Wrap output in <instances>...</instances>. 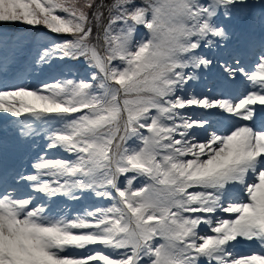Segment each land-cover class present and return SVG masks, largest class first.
I'll return each instance as SVG.
<instances>
[{
  "label": "snow or ice",
  "instance_id": "obj_1",
  "mask_svg": "<svg viewBox=\"0 0 264 264\" xmlns=\"http://www.w3.org/2000/svg\"><path fill=\"white\" fill-rule=\"evenodd\" d=\"M55 64L0 87L16 134L45 141L31 171L0 167V264H264V0H0V71ZM213 67L245 93L195 92ZM86 193L107 206L57 207Z\"/></svg>",
  "mask_w": 264,
  "mask_h": 264
},
{
  "label": "rangeland",
  "instance_id": "obj_2",
  "mask_svg": "<svg viewBox=\"0 0 264 264\" xmlns=\"http://www.w3.org/2000/svg\"><path fill=\"white\" fill-rule=\"evenodd\" d=\"M232 27H236V28H241L242 32L240 31V35H243L244 32L247 31V23L246 21H242V20H236L232 22ZM4 28L7 30L8 27L4 26ZM10 30L19 32L22 35H25L24 32H26L25 29L20 30V28L18 27H9ZM32 29V28H31ZM33 33L28 34L27 36H31L34 34H39L41 38H47L49 36H53V34H49L46 35V30H42V29H32ZM139 31L142 33L144 31L143 28H140ZM11 32V31H9ZM56 39H70V36H59V37H54ZM238 39V38H236ZM233 40V39H232ZM226 55V54H225ZM72 67V69L78 73V78H87L90 69L88 68L87 65L82 64V63H71L70 65ZM63 65L60 64H55L53 65L51 68H37L35 70L29 69V73H24L21 74L18 70L17 71H9L7 72V74L5 75L3 71H0V87L3 86V84H7V85H14L16 83H19L21 81V79H23L25 82L33 84V85H37L39 84L40 81L42 80H48L50 81L51 78L55 75H57V73L63 68ZM209 71H215L214 69H211ZM219 74H221L219 72ZM206 75L203 74V78L205 79ZM2 113V112H1ZM3 115V113L1 114ZM23 119V118H22ZM21 119V120H22ZM16 124H12L10 125V128H8L7 131H5L7 138H9L10 141V147H13L14 150L20 154V152H22V146H26V150L23 153V155H27L28 158H25V160L22 162L24 165V167L27 168L28 171H31V167L30 164L33 161V158L36 156L38 148L36 147L37 145L39 147H44L45 145V141L42 138L37 137L35 141L33 140H24L22 139L23 142L16 144V138H20L17 134H16ZM4 136V135H3ZM25 141V142H24ZM8 147H6L7 149ZM63 151H56L53 150L49 153V155L54 156V157H68V154L64 153ZM94 196H92L91 193H86L80 200H71L70 198H61L60 200L57 201V203L59 202H63L65 204V208H68V211H70V214L76 213L78 210H82L84 208H88V207H105L107 206V201L102 202H98L97 198L94 200L93 198ZM92 200V203L90 204L88 201ZM59 209H62L59 207ZM72 252L74 254H82L83 250H78V249H73Z\"/></svg>",
  "mask_w": 264,
  "mask_h": 264
},
{
  "label": "bare ground",
  "instance_id": "obj_3",
  "mask_svg": "<svg viewBox=\"0 0 264 264\" xmlns=\"http://www.w3.org/2000/svg\"><path fill=\"white\" fill-rule=\"evenodd\" d=\"M233 31L234 32H238V30L237 29H235V28H233ZM230 47L231 48H235L233 45H231L230 44ZM217 54V53H216ZM220 54H223V55H225V52H221ZM218 55V54H217ZM216 69H219V68H217V67H215ZM209 75V77H208V79H207V81L205 82V83H208V82H210V83H215V85H216V87H214V88H212L211 89V91L210 92H205V94H208V95H216V94H218V95H220V93H221V90L218 88L219 86V82L218 81H220V79H219V76H217L215 73H210V74H208ZM204 84V83H203ZM203 84H201L202 85V89H203ZM246 88V82H243V81H236V82H233L232 83V88L231 89H238L237 90V92H235L234 94L235 95H239V94H241L242 92H244V90H243V88ZM194 88H197V86H196V83H194V84H192V89L194 90V91H197V89H194ZM200 90H201V88H200ZM6 114V113H5ZM6 115H9V114H6ZM4 117H6V116H4ZM3 119L2 118H0V124L3 122L2 121ZM16 144H19V143H21V142H23L22 141V139L21 138H16ZM25 142V141H24ZM27 148H26V146H22V152H24L25 150H26ZM21 152V154L23 155V153ZM64 154V153H63ZM94 198V197H93ZM96 198H94V200H95ZM98 200V202H104L103 200H100L99 198H97ZM90 204L92 203V200H90V201H88ZM61 205V203L59 204V206ZM62 207V206H61ZM66 210V209H65ZM80 210H78L76 213H73L72 215H75V214H77L78 212H79ZM245 244L247 245V248H241V245H243V241H241L240 242V244L239 245H237V251L239 252V253H241V254H251L253 251H256V250H258V245H255V243H252V242H248V241H246L245 242Z\"/></svg>",
  "mask_w": 264,
  "mask_h": 264
}]
</instances>
